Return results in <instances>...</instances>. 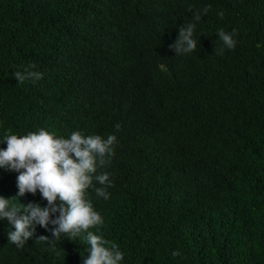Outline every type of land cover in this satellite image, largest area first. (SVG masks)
I'll return each instance as SVG.
<instances>
[{
  "label": "trees",
  "instance_id": "1",
  "mask_svg": "<svg viewBox=\"0 0 264 264\" xmlns=\"http://www.w3.org/2000/svg\"><path fill=\"white\" fill-rule=\"evenodd\" d=\"M196 12L197 49L176 55ZM221 28L237 44L217 55ZM25 69L43 78L19 84ZM41 128L117 137L96 173L109 198L88 189L104 220L89 231L121 264H264V0H0V142ZM18 175L0 168V196L18 197ZM54 227L18 248L0 220V264H83L86 233Z\"/></svg>",
  "mask_w": 264,
  "mask_h": 264
},
{
  "label": "clouds",
  "instance_id": "2",
  "mask_svg": "<svg viewBox=\"0 0 264 264\" xmlns=\"http://www.w3.org/2000/svg\"><path fill=\"white\" fill-rule=\"evenodd\" d=\"M208 10L206 7L203 11L206 14ZM223 15V12L219 13L221 18ZM200 19V13L196 12L193 22L179 27L178 39L169 46L170 51L181 55L197 49L194 32L196 22ZM217 35L223 46L215 47V54L220 55L225 49L236 47L235 29L226 32L221 28ZM30 68H35V65ZM14 77L19 84H23L26 80L42 79L43 73L25 69L23 72L15 71ZM5 142L7 148L0 149V168L19 172L18 197L6 199L0 196V220L7 219L15 228V231L10 229L8 232L9 243L22 248L25 242L36 235L37 225L48 229L51 224L55 226L50 229L55 240L66 234L74 241L81 233H86L89 248L88 255H82L83 264H121L124 252L118 245L105 239L102 234L89 231L103 225L104 220L88 198V189L93 186L95 179L105 186L96 188V194L104 199L109 198L106 187L112 186L110 173H96L98 167H103L108 162L107 158L114 155L117 137L109 134L105 139L99 134L85 136L81 131H73L69 138H64L41 128L38 132L23 136L6 133L0 143ZM37 191L48 202L47 206L42 207L38 203L25 206L19 203L17 207L12 203L19 201V196L35 194ZM37 240L49 241L50 238L39 236ZM172 255L178 256L179 252H173Z\"/></svg>",
  "mask_w": 264,
  "mask_h": 264
}]
</instances>
